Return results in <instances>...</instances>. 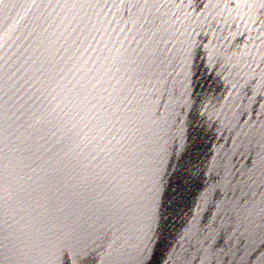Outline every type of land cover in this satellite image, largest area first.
<instances>
[{"label":"water","instance_id":"obj_1","mask_svg":"<svg viewBox=\"0 0 264 264\" xmlns=\"http://www.w3.org/2000/svg\"><path fill=\"white\" fill-rule=\"evenodd\" d=\"M0 264H264V0H0Z\"/></svg>","mask_w":264,"mask_h":264}]
</instances>
